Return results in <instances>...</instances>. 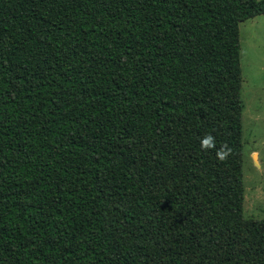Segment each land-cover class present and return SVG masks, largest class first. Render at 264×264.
<instances>
[{
  "label": "trees",
  "instance_id": "trees-1",
  "mask_svg": "<svg viewBox=\"0 0 264 264\" xmlns=\"http://www.w3.org/2000/svg\"><path fill=\"white\" fill-rule=\"evenodd\" d=\"M259 14L264 0H0V264H264L240 94L239 24Z\"/></svg>",
  "mask_w": 264,
  "mask_h": 264
},
{
  "label": "rangeland",
  "instance_id": "rangeland-1",
  "mask_svg": "<svg viewBox=\"0 0 264 264\" xmlns=\"http://www.w3.org/2000/svg\"><path fill=\"white\" fill-rule=\"evenodd\" d=\"M243 215L264 218V14L239 24Z\"/></svg>",
  "mask_w": 264,
  "mask_h": 264
},
{
  "label": "clouds",
  "instance_id": "clouds-1",
  "mask_svg": "<svg viewBox=\"0 0 264 264\" xmlns=\"http://www.w3.org/2000/svg\"><path fill=\"white\" fill-rule=\"evenodd\" d=\"M200 147L204 152L215 150L216 158L220 161L226 160L231 152L230 148H228L226 144H221L219 147H217L216 138L211 133H206L200 139Z\"/></svg>",
  "mask_w": 264,
  "mask_h": 264
}]
</instances>
